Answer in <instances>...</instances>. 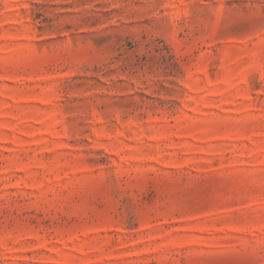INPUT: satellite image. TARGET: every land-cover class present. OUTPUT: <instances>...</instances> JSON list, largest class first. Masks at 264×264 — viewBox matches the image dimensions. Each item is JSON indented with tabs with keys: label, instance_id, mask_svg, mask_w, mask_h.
<instances>
[{
	"label": "rangeland",
	"instance_id": "rangeland-1",
	"mask_svg": "<svg viewBox=\"0 0 264 264\" xmlns=\"http://www.w3.org/2000/svg\"><path fill=\"white\" fill-rule=\"evenodd\" d=\"M0 264H264V0H0Z\"/></svg>",
	"mask_w": 264,
	"mask_h": 264
}]
</instances>
